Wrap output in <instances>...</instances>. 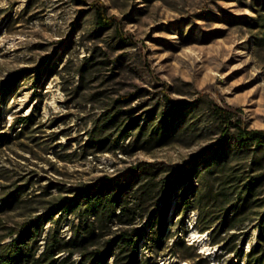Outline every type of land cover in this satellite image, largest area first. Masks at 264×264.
<instances>
[{
  "label": "rangeland",
  "instance_id": "374dc122",
  "mask_svg": "<svg viewBox=\"0 0 264 264\" xmlns=\"http://www.w3.org/2000/svg\"><path fill=\"white\" fill-rule=\"evenodd\" d=\"M22 69L0 93L1 242L29 220L38 251L67 239L81 212L62 207L109 176L135 216L100 217L89 250L145 225L137 264L246 263L264 226V150L235 134L264 129V0H0V87Z\"/></svg>",
  "mask_w": 264,
  "mask_h": 264
},
{
  "label": "trees",
  "instance_id": "16d2710c",
  "mask_svg": "<svg viewBox=\"0 0 264 264\" xmlns=\"http://www.w3.org/2000/svg\"><path fill=\"white\" fill-rule=\"evenodd\" d=\"M96 19L97 23L102 27L110 24L105 16L103 7L96 8ZM23 72V69L15 72L12 78L7 80L3 87H0V93L9 91L13 87L15 80ZM167 100L170 102L171 107L176 108L178 112H184L191 107V103L184 100L176 101L170 97H167ZM114 119L115 116H111L108 122H114ZM227 132L228 124H225L222 129L221 141L225 140ZM235 141L243 148H252L253 151L264 150V129L238 125ZM220 149L215 150L214 148L209 155L213 156L214 154V158L220 160ZM191 171L192 166L175 175V179L181 175L188 178ZM259 178L251 177L244 184L246 193L243 199L245 201L254 191ZM116 180V177L104 176L95 182L86 184L80 189L78 195L70 199L66 206L62 207L61 210L65 212H70L76 208L81 212L78 214L79 223L77 228L67 239L57 238L55 235H47L42 249L38 251L37 238L39 235H37L36 230L40 223L37 220L24 222L10 241L1 242L0 240V264H107V258L110 256L114 264H137L140 240L145 238L149 232L145 225L125 229L117 234L110 240L114 244V248L89 250L90 239L95 233V221L100 217L107 221L112 220L118 216L116 213V210H118L122 215L128 216L125 219L126 223H131L135 216V211L124 202L122 197L124 186ZM140 191L145 195L149 189L146 185H143ZM184 202L188 203V201ZM135 204L137 206L140 205V199H137ZM165 211L166 209L160 207L159 210L150 215L153 219V224L157 223V226L164 225ZM91 217L95 219L90 221L89 218ZM61 252H67V255L61 257ZM75 252L80 253V260L70 261L71 256ZM120 253H123V255L120 256ZM246 257L245 264H264V226L260 228L257 240L248 251Z\"/></svg>",
  "mask_w": 264,
  "mask_h": 264
}]
</instances>
